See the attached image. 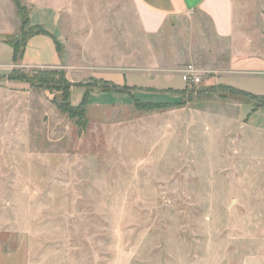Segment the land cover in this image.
<instances>
[{
  "label": "rangeland",
  "instance_id": "374dc122",
  "mask_svg": "<svg viewBox=\"0 0 264 264\" xmlns=\"http://www.w3.org/2000/svg\"><path fill=\"white\" fill-rule=\"evenodd\" d=\"M2 1L17 25L5 37L21 46L36 26L22 29L27 1ZM232 2L223 39L198 11L149 34L133 0H61V37L12 53L0 68V264L264 254V0ZM108 82L124 93L100 92Z\"/></svg>",
  "mask_w": 264,
  "mask_h": 264
},
{
  "label": "crops",
  "instance_id": "0c3cea01",
  "mask_svg": "<svg viewBox=\"0 0 264 264\" xmlns=\"http://www.w3.org/2000/svg\"><path fill=\"white\" fill-rule=\"evenodd\" d=\"M25 5L29 9V23L39 25L47 30L31 37L30 41L40 40L45 44L51 42L55 34L61 37V0H26ZM137 17L143 29L149 34H157L170 21L183 15L201 12L209 18L214 31L220 38L228 39L234 34V7L232 0H133ZM4 1L0 0V68L9 65L13 49L4 41L5 36L13 34L17 25L12 24L7 18ZM28 42V44H29ZM27 44V47H28ZM11 64V63H10ZM31 64V63H29ZM35 65V64H34ZM46 66V65H41ZM106 79V78H105ZM160 80V79H159ZM114 82V81H113ZM169 83V82H168ZM158 85L149 87H158ZM180 259L179 264H187ZM197 264H219L216 262ZM229 264H264V254H251L243 256L238 262Z\"/></svg>",
  "mask_w": 264,
  "mask_h": 264
},
{
  "label": "trees",
  "instance_id": "16d2710c",
  "mask_svg": "<svg viewBox=\"0 0 264 264\" xmlns=\"http://www.w3.org/2000/svg\"><path fill=\"white\" fill-rule=\"evenodd\" d=\"M15 2H16V4H17V7H18V9H19V11L20 12H22L23 10H25V7L23 6V5H21L20 4V1L19 0H14ZM27 19H29V17L27 18L26 17V19H24L23 21H22V29H24V27H25V25H26V23L28 22V20ZM33 32H31L29 35H26L25 36V39H24V41L21 43V46H19V43L17 42V40H14V39H10V38H8V37H5L4 38V41L7 43V44H9L11 47H12V49H13V62H17L20 58H22V56H23V54H24V51H25V48H26V44H27V42H28V40L31 38V37H33V36H35V35H37V34H40V33H47V30L46 29H44L42 26H39V25H36L33 29ZM56 44H57V48H58V44H59V42L58 41H56ZM59 50V49H58ZM108 86L106 87V88H103V89H100L99 91L100 92H120V93H124V91L122 90V88H120V86H118L117 84H114V83H109L108 82V84H107ZM72 86L73 85H70L69 87H68V90H69V97H71V94H70V88H72ZM230 88V87H229ZM231 89H233V90H235L234 88H231ZM89 92L90 91H86V93L87 94H89ZM242 93H246V94H250L251 95V93H247V92H244V91H241ZM86 94V95H87ZM134 98V97H133ZM261 98H263L264 99V95H261ZM133 101L136 103V102H138L135 98L133 99ZM83 103L80 105V108H82L81 110H80V112H82V115H84V111H85V109H83V107L88 103L87 102V100H86V98H84V100L82 101ZM149 105H150V103H148ZM259 106H264V101L263 102H261L260 104H259ZM79 108V107H78Z\"/></svg>",
  "mask_w": 264,
  "mask_h": 264
},
{
  "label": "built area",
  "instance_id": "2783aa9c",
  "mask_svg": "<svg viewBox=\"0 0 264 264\" xmlns=\"http://www.w3.org/2000/svg\"><path fill=\"white\" fill-rule=\"evenodd\" d=\"M182 78L187 84H198L201 82V77L194 74L192 70L185 71Z\"/></svg>",
  "mask_w": 264,
  "mask_h": 264
}]
</instances>
